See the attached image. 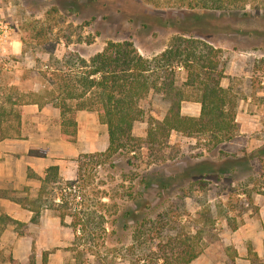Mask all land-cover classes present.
<instances>
[{"label": "rangeland", "instance_id": "374dc122", "mask_svg": "<svg viewBox=\"0 0 264 264\" xmlns=\"http://www.w3.org/2000/svg\"><path fill=\"white\" fill-rule=\"evenodd\" d=\"M194 1L0 0L1 18L12 31L7 53H0V111L3 106L15 109L5 114V127L17 124L20 107L12 101L22 104L33 97V89L51 85L42 75L55 66L49 63L51 55L63 59L72 52L88 59L109 40L127 39L144 56L153 57L180 32L204 37L222 50L226 76L221 82L236 101L239 129L233 138L212 147L203 138L174 131L160 153L151 154L144 144L140 151L119 155L116 170L88 166L93 195L98 187L106 189L112 200H104L118 205L107 219L108 230L114 227L116 233L103 245L102 238L87 244L97 253L91 255L95 264H130L137 255L131 249L178 250L185 238L201 251L205 264L208 259L215 264H264V250H255L262 239L264 244V159L257 154L264 146V0H249L246 14L238 8L192 6ZM178 76L182 83L183 68ZM196 99V92L187 88L184 114L200 112ZM141 105L144 115L133 132L145 139L149 122L162 119L168 104L162 93L151 90ZM97 113L89 110L80 116L76 134L67 125V139L72 142L79 134L82 148L104 150L107 126ZM26 125L32 126L29 120ZM142 203L151 205L144 209L145 229L137 225L142 215L136 210L124 228L120 212ZM161 213L165 217L159 221ZM43 214L47 220L40 225L0 220V264H75L71 229L60 224L56 211L44 209ZM98 255L108 258L99 262L94 259ZM147 262L163 259L151 257Z\"/></svg>", "mask_w": 264, "mask_h": 264}, {"label": "trees", "instance_id": "16d2710c", "mask_svg": "<svg viewBox=\"0 0 264 264\" xmlns=\"http://www.w3.org/2000/svg\"><path fill=\"white\" fill-rule=\"evenodd\" d=\"M248 2L195 0L191 4L204 9L245 10ZM246 13L245 10L243 14ZM222 58L219 47L204 37L188 35L186 32L175 35L167 48L153 57L144 56L135 43L127 39L109 40L102 50L88 59L72 52L63 59L51 55L49 63L55 66L52 71L45 70L42 73L51 85L33 91V97L23 103L33 102L39 106L52 103L58 107L65 135L69 134L67 125H72V134H76L77 121L73 114L76 110L97 111L99 119L107 126L108 146L101 151L80 153L75 178L64 179L58 165L48 166L44 176L38 177L41 185L35 197L28 194L13 196L7 191H3L1 196L31 210V222H39L44 209L56 211L61 225H67L73 233L71 249L74 251L75 264H95L91 255L97 253L87 244L102 238L103 245L109 235L116 233L114 227L108 230L107 219L112 214L111 209L118 205L115 201L108 203L104 200L105 197L108 200L112 198L106 189L98 187L93 195L89 189L91 174L87 171L88 166L92 164L116 170L120 162L119 155L127 156L140 151L144 144L151 154L160 153L174 131L185 136L203 138L204 144L212 147L233 138L239 129L236 101L228 87L221 82L226 76V64ZM180 68L186 73L182 83L178 76ZM187 88L197 94L196 100L200 103L198 115L182 112ZM151 90L162 93L168 106L162 119L149 122L147 135L143 139L134 134L133 128L135 122L144 115L141 101ZM4 114L8 113L0 111V116ZM257 154L264 159V146L257 150ZM28 175L36 176L32 171ZM97 184H100L99 181ZM148 184L146 180L145 186ZM150 207V203L139 204L136 208L124 207L120 212L125 219L123 227H129L126 219L135 215L136 210L142 215L137 225L140 230L145 229L147 211L144 209ZM159 216V221L165 217L164 213ZM67 217L70 218L69 223H66ZM7 219L16 224H25L9 216ZM118 219H113L114 223ZM116 240L122 241L119 236ZM179 243L178 250L147 251L143 246H139L138 250L131 249L130 252L137 255L130 259V264H141L142 260V264H149L147 261L151 257L163 259L162 263L157 264H189L199 256L201 251L195 249L189 239H181ZM105 258L108 257L98 255L94 259L100 262Z\"/></svg>", "mask_w": 264, "mask_h": 264}, {"label": "crops", "instance_id": "0c3cea01", "mask_svg": "<svg viewBox=\"0 0 264 264\" xmlns=\"http://www.w3.org/2000/svg\"><path fill=\"white\" fill-rule=\"evenodd\" d=\"M33 90L38 91L39 89ZM11 103L12 106L17 105L20 107L17 124L5 127L4 119H6V116L5 114L0 116V220L3 218L1 221L13 223L7 219L9 216L25 224H33L35 223L31 222L33 212L22 207L18 202L1 196L3 191H7L9 195L13 196L28 194L30 197H35L41 185V180L38 177L44 176L48 166L58 165L61 176L64 179H72L77 175V157L80 153L101 151L103 149L97 147L82 148L79 144V134H77L74 141H69L67 139L68 135L63 133L60 109L52 103H46L43 106L33 102L19 104L18 101H12ZM12 110L15 109L2 107V111L5 113L12 112ZM88 112L89 110L76 111V116L74 115L77 121L76 133L78 126L80 129V116ZM26 119L30 121L31 128L26 125ZM94 146L96 145L94 144ZM29 171H32L36 176H29ZM34 185L37 188L33 190L32 186ZM44 219L46 221L47 217L42 210L40 220L35 224H42ZM236 234L240 236V233ZM235 246L237 251L240 252L239 244H235ZM255 250L258 254L263 252V239L255 247ZM204 260L200 259L199 256L189 264H205ZM207 261V264H215L212 259Z\"/></svg>", "mask_w": 264, "mask_h": 264}, {"label": "built area", "instance_id": "2783aa9c", "mask_svg": "<svg viewBox=\"0 0 264 264\" xmlns=\"http://www.w3.org/2000/svg\"><path fill=\"white\" fill-rule=\"evenodd\" d=\"M11 26L10 24L3 20L0 15V53L5 55L8 51L7 43L11 37Z\"/></svg>", "mask_w": 264, "mask_h": 264}]
</instances>
